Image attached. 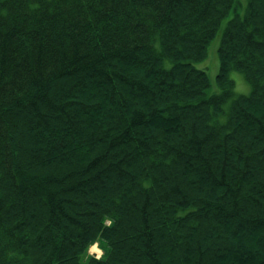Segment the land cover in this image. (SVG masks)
<instances>
[{
  "label": "trees",
  "instance_id": "16d2710c",
  "mask_svg": "<svg viewBox=\"0 0 264 264\" xmlns=\"http://www.w3.org/2000/svg\"><path fill=\"white\" fill-rule=\"evenodd\" d=\"M254 206L264 0H0V264H264Z\"/></svg>",
  "mask_w": 264,
  "mask_h": 264
},
{
  "label": "rangeland",
  "instance_id": "374dc122",
  "mask_svg": "<svg viewBox=\"0 0 264 264\" xmlns=\"http://www.w3.org/2000/svg\"><path fill=\"white\" fill-rule=\"evenodd\" d=\"M242 2L244 3L245 0H242ZM215 42H216V40L214 39V41L212 42V44L210 46V50L208 52L207 59L205 61H203L202 63L201 62L197 63L199 68H204V69H207V71H208V74H209V77H210L211 83H212L210 93H220L221 92V89L217 85V82H216V77H217V74L219 71V60H218V58L214 52ZM231 77L233 80H235V83H236V87H235L236 95H248V94H250L251 88L241 73L233 72V73H231ZM108 224H109V222H108ZM89 255L96 257L98 259H101L104 256V252L100 248V245L98 243H96L95 245L90 246Z\"/></svg>",
  "mask_w": 264,
  "mask_h": 264
},
{
  "label": "bare ground",
  "instance_id": "6f19581e",
  "mask_svg": "<svg viewBox=\"0 0 264 264\" xmlns=\"http://www.w3.org/2000/svg\"><path fill=\"white\" fill-rule=\"evenodd\" d=\"M253 212L255 213L254 216V220L256 221L257 223V227H261L264 225V216L261 215L260 213H258V208L257 206H254V210Z\"/></svg>",
  "mask_w": 264,
  "mask_h": 264
}]
</instances>
